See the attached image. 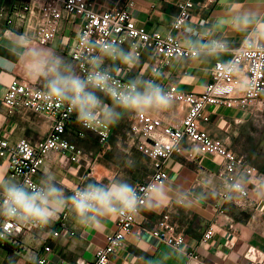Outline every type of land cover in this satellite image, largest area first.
Returning a JSON list of instances; mask_svg holds the SVG:
<instances>
[{
    "label": "crops",
    "instance_id": "1",
    "mask_svg": "<svg viewBox=\"0 0 264 264\" xmlns=\"http://www.w3.org/2000/svg\"><path fill=\"white\" fill-rule=\"evenodd\" d=\"M112 1L107 0L106 4L111 5ZM179 1L183 0H134L133 6L127 10L137 24L178 36L181 29L172 30L171 22L178 13L176 4ZM193 2L192 14L186 24L199 27L202 19L206 26L219 23L220 34L231 42L232 48L243 42L244 37L224 26V21L244 9L264 12V0H217L210 6H203L200 0ZM16 3V0H0V60L6 59L15 65L11 70L0 65V133L10 142L20 137L36 141L46 134L48 119L26 109L8 113L2 102L6 86L14 78L44 88L42 81L29 78L16 57L10 54L9 42L16 34L26 35L34 45L54 49L75 68L69 53L81 20L64 12L55 37L42 45L35 37V16L28 22L20 21L13 13ZM179 39L182 43V38ZM120 46L126 50L124 44ZM138 57L139 62L132 68L118 61H106V66L112 70L118 68V72L129 79L143 77L149 71L152 57L147 50ZM229 57L230 52L203 61L173 59L163 68L162 76H155L153 80L163 87L175 83L181 90L199 92L209 80L213 63ZM98 95L105 103H110L102 93ZM184 111V106L175 102L169 111L159 116L164 121H175ZM205 111L209 120L200 122V127L244 157L246 164L255 171L249 181L255 183L252 178L264 174V114L256 116L248 109L222 106H206ZM132 115L122 113L118 122L109 125L108 138L100 141L91 138L97 135L96 132L80 127L74 113L67 123L66 138L80 150L79 158L71 160L68 153L49 151L35 176L36 181L39 183L43 175L53 173L70 195L76 186L83 187L90 182L107 183L117 178L133 185L148 178L150 160L136 149L128 133ZM182 144L189 146L187 141ZM129 159L135 161L134 168L127 166ZM165 164L168 179L161 185L165 191L163 208L134 216L131 231L107 264H147V261L151 264H264V200L255 194L252 184L247 198L228 202L223 196L227 186L217 175L222 168L220 157L195 152L188 155L183 150L173 153ZM0 179L16 182L9 172L6 158H0ZM185 200L192 201L194 207H179ZM164 211L169 213L176 232L184 236L180 246L168 245L150 232ZM115 223L116 217H109L98 227H81L73 213L65 209L49 226L20 224L22 228L12 237L13 242L0 246V264H8L9 257H14L15 261L20 258L25 264H38L37 258L43 254L42 248L46 244L51 250L45 253V264H81L91 260L94 251L104 245L106 236L115 230ZM209 226L214 228V233L203 242L202 233ZM56 230L58 234L53 235ZM192 254L196 257L193 258Z\"/></svg>",
    "mask_w": 264,
    "mask_h": 264
},
{
    "label": "built area",
    "instance_id": "2",
    "mask_svg": "<svg viewBox=\"0 0 264 264\" xmlns=\"http://www.w3.org/2000/svg\"><path fill=\"white\" fill-rule=\"evenodd\" d=\"M106 1L16 0L13 13L22 22H28L35 16V37L42 45L55 37L64 12L80 18L77 36L69 56L81 76H85L90 68L82 57V53L89 54L88 50L82 49L80 45L79 37L84 34L93 42L110 40L119 45L124 44L126 50L133 51L137 56L143 50L149 51L152 60L148 73L143 76L144 79L160 77L163 68L168 66L171 60L189 57L188 52L181 46L179 37L173 32L150 30L134 21L127 10V7L133 6L134 0H113L111 5L106 4ZM216 1L200 0L203 6H210ZM176 5L178 13L171 22V29L174 31L180 30L176 26L177 18H182L185 23L190 18L194 2L183 0ZM199 23H204V20ZM104 67L109 68L106 62ZM112 75L121 86L131 80L118 71L113 70ZM164 88L173 94L175 102L184 106L185 111L180 119L164 121L156 114H133L128 124V133L136 149L151 163L148 178L133 184L138 192L143 194L144 189L152 183L162 185L168 179L166 160L173 153H181L183 150L188 155L195 152L197 155L220 157L222 168L217 175L226 186L243 170H247L250 175L255 174L242 155L237 154L222 139L211 136L202 129L200 122L209 120L206 106L244 108L256 116L264 114V50L249 49L243 42L231 48L227 60H216L213 63L209 80L199 92L181 90L175 83H168ZM44 92V88L30 81L14 78L7 84L3 94L2 102L8 113L26 109L48 119L46 134L36 141L20 137L15 142H10L0 133V158L7 159L9 172L18 183L28 180L32 185L39 184L35 176L49 151L68 153L71 160H77L80 156V150L66 138L67 123L74 112L69 111L67 105L46 99ZM80 127L96 132L100 141H105L110 131L109 125L105 124ZM183 141H187L189 146L184 147ZM251 184L252 181H249V185ZM77 187L82 186L73 188L70 195ZM247 197L248 192L242 199ZM115 224V230L106 236L104 245L94 251L91 260L81 264H107L111 255L122 246L125 235L131 231L134 216L116 217ZM21 228L15 220L0 216V246L12 243V237ZM150 232L168 245L180 246L184 242V236L176 232L175 225L166 211L155 220ZM213 233L214 228L207 227L201 240L207 241ZM52 234L56 235L58 231H53ZM42 250L43 254L37 258L38 264L46 263L45 253L51 249L46 244ZM192 257L195 258V254H192ZM15 264L25 262L19 258Z\"/></svg>",
    "mask_w": 264,
    "mask_h": 264
},
{
    "label": "clouds",
    "instance_id": "3",
    "mask_svg": "<svg viewBox=\"0 0 264 264\" xmlns=\"http://www.w3.org/2000/svg\"><path fill=\"white\" fill-rule=\"evenodd\" d=\"M176 26L181 29L178 36L182 38L181 46L190 59L210 60L231 51V42L220 34L219 23L208 26L202 23L195 27L177 18ZM224 26L241 34L249 49L264 50V12L251 8L238 11L224 21ZM79 40L81 48L89 53H82L90 66L85 76L78 74L73 65L54 49L34 45L26 35H14L9 48L26 75L42 81L45 98L67 105L82 126L115 124L122 113L160 115L173 107V94L155 80L138 76L121 86L112 75L113 70L104 67L106 61L134 67L139 57L133 51L125 50L115 41L93 42L87 34L81 35ZM0 65L9 70L15 67L6 59L0 60ZM114 70L119 71L118 68ZM98 93L107 97L110 103H105ZM127 166L134 168L135 161L129 159ZM249 179V172L241 171L227 185L224 199L228 202L242 199L249 190ZM252 179L255 181L252 190L264 200V174ZM164 195V188L159 184H150L141 194L134 185L117 178L107 183H87L68 195L55 174L46 173L38 185H32L28 180L18 183L0 179V216L9 217L21 225L46 227L69 209L78 225L95 228L105 218L136 216L143 211L162 209ZM179 207L193 208L194 204L185 200ZM8 264H15V258L9 257Z\"/></svg>",
    "mask_w": 264,
    "mask_h": 264
},
{
    "label": "rangeland",
    "instance_id": "4",
    "mask_svg": "<svg viewBox=\"0 0 264 264\" xmlns=\"http://www.w3.org/2000/svg\"><path fill=\"white\" fill-rule=\"evenodd\" d=\"M109 133H110V131H109ZM97 134V133H96ZM108 136H109V134H108ZM92 139L94 138V139H99L100 140V138H99V135L97 134L96 136L95 135H93L92 137H91ZM108 138V137H107Z\"/></svg>",
    "mask_w": 264,
    "mask_h": 264
}]
</instances>
